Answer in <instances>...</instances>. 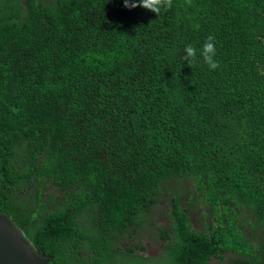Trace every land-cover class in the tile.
Listing matches in <instances>:
<instances>
[{
    "label": "trees",
    "instance_id": "16d2710c",
    "mask_svg": "<svg viewBox=\"0 0 264 264\" xmlns=\"http://www.w3.org/2000/svg\"><path fill=\"white\" fill-rule=\"evenodd\" d=\"M173 3L157 15L123 0H0V214L48 264L143 257L121 241L164 194L173 264L224 252L264 264V0ZM209 35L216 70L199 55ZM45 181L62 195L44 202ZM201 199L213 216L197 230Z\"/></svg>",
    "mask_w": 264,
    "mask_h": 264
},
{
    "label": "rangeland",
    "instance_id": "374dc122",
    "mask_svg": "<svg viewBox=\"0 0 264 264\" xmlns=\"http://www.w3.org/2000/svg\"><path fill=\"white\" fill-rule=\"evenodd\" d=\"M182 182L187 181V183L191 184V179H182ZM46 182V181H45ZM37 187L40 186L44 190V196L42 200L46 202L50 195L61 196L62 192L56 187L55 184L46 182L42 184H36ZM36 186L31 189L30 191L24 194V197L30 198L31 196L37 195V188ZM169 192L168 194L174 195L175 189L172 187H167ZM186 206L185 200L182 203ZM194 209L191 211V223L193 228L197 230H204L207 223L209 222L208 219L205 217L213 216L209 211V204L202 199L197 201L196 203H192ZM171 207V198L169 195L164 194V197L160 199L159 203L154 207V210L151 214L152 222L148 221L146 225L141 227V229H146L141 231V234L130 237L128 235L123 236L121 244L123 247H134L137 248V245H141L145 247L144 251H141L142 254H145L143 257L136 256L134 253L129 252L127 249L121 251H112L111 257L107 260L101 261L100 264H173L170 253L163 250V240L160 237V232L157 227H166L167 226V219L168 214L170 212ZM250 217V213L243 209L241 214V220L239 223V229L243 231L247 238L252 241L256 250L260 252L259 247V239L257 236L253 235V231L251 227L257 226L260 230V235L264 239V233L261 231V225L259 222L253 226L249 223L243 224L242 220H246ZM150 219V218H149ZM148 220V219H147ZM138 250V249H137ZM224 259L215 258L213 260L214 264H233V259L235 258L232 252H224Z\"/></svg>",
    "mask_w": 264,
    "mask_h": 264
},
{
    "label": "water",
    "instance_id": "95a60500",
    "mask_svg": "<svg viewBox=\"0 0 264 264\" xmlns=\"http://www.w3.org/2000/svg\"><path fill=\"white\" fill-rule=\"evenodd\" d=\"M44 253H38L23 229L0 214V264H48Z\"/></svg>",
    "mask_w": 264,
    "mask_h": 264
},
{
    "label": "clouds",
    "instance_id": "9594fccd",
    "mask_svg": "<svg viewBox=\"0 0 264 264\" xmlns=\"http://www.w3.org/2000/svg\"><path fill=\"white\" fill-rule=\"evenodd\" d=\"M123 3L125 8L134 9L137 7H143L144 9L154 12L157 15L161 13L162 9L171 10L174 7L173 0H123ZM188 3L190 5L191 0H188ZM185 53L186 55L183 57V59L188 61L189 66L191 67L197 61V49L192 45H188L185 48ZM199 55L202 56L203 61L209 66L210 69L216 70L220 67L218 61L215 59L217 51L214 36H208Z\"/></svg>",
    "mask_w": 264,
    "mask_h": 264
}]
</instances>
